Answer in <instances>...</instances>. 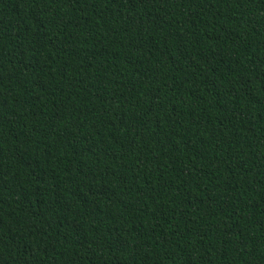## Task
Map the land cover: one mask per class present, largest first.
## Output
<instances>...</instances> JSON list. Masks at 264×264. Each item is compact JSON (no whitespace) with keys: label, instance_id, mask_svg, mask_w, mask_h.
Returning <instances> with one entry per match:
<instances>
[{"label":"trees","instance_id":"1","mask_svg":"<svg viewBox=\"0 0 264 264\" xmlns=\"http://www.w3.org/2000/svg\"><path fill=\"white\" fill-rule=\"evenodd\" d=\"M0 264H264V0H0Z\"/></svg>","mask_w":264,"mask_h":264}]
</instances>
